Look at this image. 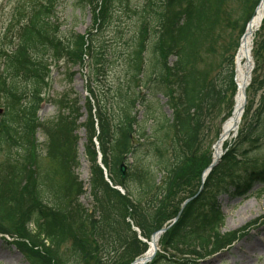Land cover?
I'll list each match as a JSON object with an SVG mask.
<instances>
[{"label":"trees","instance_id":"trees-1","mask_svg":"<svg viewBox=\"0 0 264 264\" xmlns=\"http://www.w3.org/2000/svg\"><path fill=\"white\" fill-rule=\"evenodd\" d=\"M257 2L145 0L143 7L133 11L123 0H75V7L92 12L86 39L60 30L54 9L58 0L16 6L0 38V234L18 239L13 246L28 264H129L145 252L146 244L131 226L148 240L195 193L200 173L209 163L207 150L201 149L205 121L222 103L229 107L233 57L227 55L235 51ZM117 4L137 20L127 35L114 19ZM122 43L126 80L123 85L105 84L117 62L108 53L118 52ZM257 48L264 51V37ZM85 55L91 74L87 90L93 101L85 99V122L79 123L78 98L66 92L55 101L56 115L38 124L36 112L49 84V66L62 62L65 79L71 82L74 74L68 66L80 65ZM169 55L175 57L172 65L167 63ZM143 56L148 58L147 66ZM258 84L257 89L264 91V80ZM138 87L145 89L144 94ZM159 95L171 119L157 118L152 135H146ZM136 103L144 108L143 121L137 119ZM248 112L236 144L254 145V149L264 142V92L259 108L249 116ZM36 128L45 136L42 146L47 157L60 165L67 158L65 149L72 148L73 167L78 165L75 132L84 129L89 209L79 201L84 191L77 178L71 176L74 184L66 187L49 170L38 174L40 164L32 157L38 145L31 141ZM93 139L108 181L96 164ZM122 162L128 166L124 179L119 172ZM236 164L227 153L207 183L219 184V177L228 175ZM247 178L246 187H240L244 194L255 182L264 193V170ZM204 198L201 195L185 206L161 237V253L151 264L162 260L194 264L235 239V233H222L225 218L215 202L208 210L202 207L199 201Z\"/></svg>","mask_w":264,"mask_h":264},{"label":"rangeland","instance_id":"rangeland-1","mask_svg":"<svg viewBox=\"0 0 264 264\" xmlns=\"http://www.w3.org/2000/svg\"><path fill=\"white\" fill-rule=\"evenodd\" d=\"M130 10L140 9L139 4L141 0H123V3H126ZM73 3L75 0H58L57 10V23L60 25V30L64 33H68L69 31L74 32L77 35H83L86 32V29L91 25L92 16L89 8L81 9L80 7H74ZM118 6V7H117ZM113 8L114 10V19L117 21L116 25H119V28H122L123 35H127V31L132 24H136L137 20L134 19V15L130 14L129 9L122 10L119 4H117ZM14 0H0V36L4 32V28L9 21L12 19L13 9H14ZM80 10H79V9ZM15 18L18 20L19 16L15 15ZM110 32V31H109ZM236 31L234 32V36H236ZM110 34L105 38L104 41H108ZM264 37V29L261 30V34L259 40ZM1 38V37H0ZM258 38V37H257ZM127 39V38H126ZM257 39L255 40L256 43ZM5 46L4 43L1 44ZM222 45V43H221ZM257 45V44H256ZM256 49V48H255ZM125 52L124 43L120 44L119 50L116 53L110 50L111 56L115 55V60L112 64V69L110 70V75L107 76L106 83L114 84L115 86L118 84L123 85V78L126 80L128 72L126 71L125 65L123 61L125 57L122 53ZM210 57V56H207ZM168 61H172V57H167ZM148 59V58H147ZM147 59L143 56V65H148ZM253 61H255L257 68L255 70L254 83L251 82L252 87H258V81H261L264 76V52L258 53L254 56ZM210 62V60H209ZM54 66L51 67L52 73L51 77L49 76V84L48 89L45 90L43 95V102L41 103V108L38 112V120L44 121L46 119L52 118L56 114V104L55 101L60 98L63 93L70 92L73 93V97L77 96L79 100V105L81 107L80 113L82 118L80 119L81 123L85 122L86 112L84 108L85 98L87 97L86 87H89V80L87 79L86 83V75H90V67L89 61L84 60L83 64L80 66L71 67V72L74 73L72 77L71 83H65V73L63 74L64 69H59L58 72L54 71ZM111 81V82H110ZM92 87H94L93 81L91 82ZM142 90L145 91V89ZM259 92L256 94L252 92H248V107L251 105V109L254 110L258 106L259 101ZM149 101H152L151 96L146 98ZM165 100L161 97H158L157 103V111L155 114V119L150 123L147 121L146 125L148 127L156 126V119L163 118L165 120L171 119L170 111L164 105ZM144 108H141V113ZM226 107L223 106L219 110L215 111L214 114L209 118V121H205V129L203 130V141H202V152L204 153L206 149L216 140V133L220 127L221 119L224 115ZM251 110V111H252ZM139 115L140 112H139ZM151 120V119H150ZM149 124V125H148ZM151 128H146V135H152ZM75 137L79 139L76 148V156L79 167L74 169L72 165L73 155L72 148L65 151L67 152V158L63 165L50 156H46L44 154V137L42 129H39L37 133L31 139L32 143H37V148L35 147L32 152V157H37L36 163L40 164V168L37 171L38 174H48V170L51 174L56 175L57 179L60 181L61 185L70 187L74 184V181L70 178L75 177L80 180L81 187H85L84 184L87 178V166L84 160L82 159V146L84 143V132L82 129H79L76 132ZM36 139V141H35ZM235 139V137L229 138ZM147 144L144 145L143 150L146 151ZM240 151V150H239ZM264 158V144L260 146V148L256 150H252L246 156V159H249L250 162L246 164V166H250L253 160L261 162ZM28 168V167H27ZM26 168V169H27ZM26 172V171H25ZM35 173V172H34ZM242 171L235 172L236 174H240ZM32 178L36 179L35 174L32 175ZM27 180V175L25 177ZM232 177H228L227 181L221 186L218 187V195L217 202H219L220 209L223 211L225 222L222 232H234L239 229H244L247 226V223H251L252 221H256L255 226L252 229H247L245 231L246 236L242 239H239L237 242H234L232 246L223 251L222 253H218L216 255L210 256L206 258L204 261L198 264H264V247L258 251L259 249H255V245L259 243H264V194L259 195L258 190L260 186H255L248 195L244 197H231L229 186L224 189V185L230 183ZM83 185V186H82ZM257 185V184H256ZM227 191V192H225ZM213 193L216 194L215 188H213ZM90 197L88 195L87 188L85 190V194L80 197L81 204L86 208H90ZM68 247V243L65 244V248ZM0 264H27L23 256L16 250V248L12 245H8L4 243L3 239L0 238ZM158 264H173L168 261H160Z\"/></svg>","mask_w":264,"mask_h":264},{"label":"bare ground","instance_id":"bare-ground-1","mask_svg":"<svg viewBox=\"0 0 264 264\" xmlns=\"http://www.w3.org/2000/svg\"><path fill=\"white\" fill-rule=\"evenodd\" d=\"M262 21V9L261 5L257 7L255 14L252 16V20L249 24L248 30L245 34V37L240 43L239 51L235 57V72H234V84L236 86L237 92L234 97V115L232 116V120L226 121V123L222 124L221 130L228 132L227 136H222L220 142L214 147L212 154L213 156H217L221 150V143L226 139L230 134L234 135L237 132L239 120H240V109L245 100V90L247 88L248 83L250 82V76L248 67L250 65L251 58V48L254 42V34L260 27ZM236 131V132H235ZM158 246V234H156L150 242H148V253L151 252L152 247ZM264 247V243L255 245L256 250L254 252L260 251Z\"/></svg>","mask_w":264,"mask_h":264},{"label":"water","instance_id":"water-1","mask_svg":"<svg viewBox=\"0 0 264 264\" xmlns=\"http://www.w3.org/2000/svg\"><path fill=\"white\" fill-rule=\"evenodd\" d=\"M214 164H215V162H214ZM121 172H122V174H124V172H125L124 166H121ZM152 256H153V254L151 256L147 257L146 259H144V261L150 260L152 258Z\"/></svg>","mask_w":264,"mask_h":264}]
</instances>
